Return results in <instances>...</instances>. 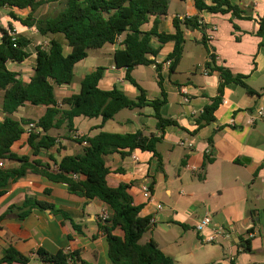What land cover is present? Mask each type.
Listing matches in <instances>:
<instances>
[{"label":"crops","instance_id":"1","mask_svg":"<svg viewBox=\"0 0 264 264\" xmlns=\"http://www.w3.org/2000/svg\"><path fill=\"white\" fill-rule=\"evenodd\" d=\"M195 1L171 0L168 15L160 21L158 32L174 34L175 17H197L199 23L205 25L208 35L213 37L207 46L201 42L203 33L200 29L183 27L184 54L177 70L171 73L166 60L174 51L175 43H162L157 38L151 41V46L158 52L151 58L162 66L163 90L167 98L161 114L176 124L163 131L158 130L155 109L145 105L122 110L105 123L101 117H77L74 119V132L66 126L51 130L49 135L56 139L55 144L40 150L37 155H34L25 134L13 144L11 151L54 167L55 161L60 162L66 156L82 152L83 146L76 137H94L101 132L155 135L160 139L156 149L161 157L162 170L159 169L160 160L152 152L135 150L105 156L110 171L108 185L116 188L121 184H132L129 193L134 204L142 206L140 215L155 219L141 242L155 240L162 252L176 264H264V210L257 202L264 197V39L259 36L261 22H264V0H229L239 9V17L232 13L199 11ZM206 3L211 4V0H206ZM11 12L17 19L10 15ZM30 12V9L8 7L0 10V27L7 31L14 29L17 35L31 41L26 49L29 57L25 61L7 63V68L17 73L25 84L34 75L37 47L48 43L36 27H28L20 21L26 19ZM35 16L40 17L37 13ZM154 20L152 17L142 30H151ZM60 36L52 38L63 43L64 52L68 55L71 49ZM122 39L100 49L89 50L88 56L74 67L73 83L56 88L58 102L78 94L85 76L98 68H104L100 89L110 91L117 87L128 98L137 100L141 90L126 80V69L116 67L114 55L122 48ZM2 41L3 33L0 31V45ZM210 53L215 55L216 66L243 76L252 93L236 83H227L221 104L214 113L215 121L200 127L196 119L219 96L222 82L218 72L206 68L212 64ZM131 76L143 89L148 101L162 99L155 65L138 66ZM183 88L188 91L189 102L184 100ZM2 103L3 97L0 109ZM46 109L45 106L26 103L12 117L19 121H38ZM2 115L4 117L5 114ZM208 158L211 162L203 171ZM19 166L16 161L4 162V167ZM153 182L152 193L164 205L161 211L149 202L142 190L144 185L150 186ZM28 196L55 205L68 214L82 232H77L69 221L50 211L35 209L25 219H19L18 206ZM9 208L13 212L0 223V259L6 250L14 248L29 259L27 264H42L37 256L38 250L51 254L65 250L79 252L82 259L92 264H112L108 257L106 234L99 229L100 213L108 210L112 214L104 202L73 195L65 184L28 173L24 178L11 182L5 193L0 195V216ZM248 212H254L255 216L248 217ZM207 214L211 215L213 224L200 234L195 226ZM214 229L230 233L231 238L204 243L202 238ZM114 233L120 237L124 235L121 229ZM250 234L254 236L250 237ZM246 239L251 240V252L242 251L240 247L241 240Z\"/></svg>","mask_w":264,"mask_h":264},{"label":"trees","instance_id":"2","mask_svg":"<svg viewBox=\"0 0 264 264\" xmlns=\"http://www.w3.org/2000/svg\"><path fill=\"white\" fill-rule=\"evenodd\" d=\"M59 0H0V10L8 8L30 9L26 19H20L28 27H36L39 35L48 39L44 46L37 47V64L30 82L25 84L18 78V74L7 68L9 61L22 63L29 54L26 51L31 41L26 37L15 34L14 29L7 31L0 27L3 41L0 45V91L3 94L2 111L5 114L0 121V161L20 163L18 168H0V195L11 183L24 178L28 173L41 175L54 183L68 186L71 194L86 199H98L107 204L112 214L107 222L99 221V229L106 234L108 241V257L112 264H176L166 256L153 239L146 243L141 240L144 234L151 229L150 217L140 215L142 206H136L129 193L132 184H121L112 188L108 185L109 169L106 166L105 156L114 152L127 153L135 150L152 152L160 160L159 169L162 170V161L156 146L160 139L155 135L145 136L142 132L134 134H114L101 132L94 137H78L76 141L81 145L82 152L75 156H66L55 166L31 160L29 157L18 156L11 151L15 142L25 134V127L35 123L38 131L29 136V144L37 155L40 150L52 147L56 139L49 135L51 130H59L66 126L74 132V119L77 117L99 118L103 123L113 119L120 111L152 106L155 109L157 129L163 131L167 126L176 124L174 120L164 118L161 114L162 106L167 104L166 93L163 90L162 66L151 57L158 54L151 46L153 38L160 42H174V51L167 57L171 62L170 72L174 73L184 54L185 38L182 28L190 30L200 29L203 33L202 43L207 46L208 31L199 18L191 17L180 20L174 18V34L158 32L160 21L168 15L171 0H64L63 8L55 16L36 17L37 11L45 4ZM199 11L212 14H229L239 17V9L231 5L229 0H196ZM10 15L17 19L11 12ZM152 17H155L153 28L143 31L142 27ZM54 35H63L70 54L64 52L63 43ZM259 36L264 39V22H261ZM123 37L122 48L115 52L117 68L126 69V80L141 90L137 100L128 98L117 87L110 91L100 89L99 82L104 76V68L89 73L81 83L80 92L64 98L58 102L55 94L57 87L70 85L74 81V67L88 56L89 50L100 49L106 44H114ZM264 43V40L262 44ZM209 49V48H208ZM212 64L206 68L218 72L222 79L219 86V96L206 106L196 123L201 127L215 121L214 113L221 104V95L227 83H236L246 88L250 93L243 76L234 75L230 70L214 64L215 55H210ZM155 65L158 72V82L162 88V99L148 101L145 92L132 78V71L138 66ZM29 103L33 106H45V114L38 120H16L12 117L18 109ZM101 128V127H100ZM44 133V136L41 134ZM127 151V152H126ZM208 158L202 167L204 171ZM56 167V168H55ZM203 178L202 176H200ZM154 182L150 184L152 189ZM49 193V190L46 191ZM50 211L53 215H60L69 221L77 232L81 228L66 213L55 205L40 201L35 197H26L24 203L18 206L17 217L25 219L33 210ZM9 208L0 216V223L12 213ZM116 229H121L123 237L116 235ZM242 251L251 252V240H241ZM37 256L42 264H92L84 259L77 251H59L51 254L45 250H38ZM29 259L22 256L14 248L5 251L0 264L22 263L27 264Z\"/></svg>","mask_w":264,"mask_h":264},{"label":"built area","instance_id":"3","mask_svg":"<svg viewBox=\"0 0 264 264\" xmlns=\"http://www.w3.org/2000/svg\"><path fill=\"white\" fill-rule=\"evenodd\" d=\"M186 18V16H181L179 17L180 20H184ZM212 32V31H211ZM12 36L14 37L16 32H12L11 33ZM213 37L211 35H208V39H212ZM210 55H213V53H210ZM171 62H168V64L170 65ZM182 94L184 95V100L186 102H189V97L187 96L188 94V91L186 90V88H183L182 89ZM260 116H263V113L260 112ZM38 131V127L35 123H30L29 125H27L25 127V135H27L28 137L34 133ZM78 138V137H76ZM83 146H87V142L84 141L82 143ZM191 145V144H190ZM210 154V152H209ZM133 159H136L137 160V157L136 156H133ZM4 167V164H3V161H0V168ZM56 168V167H55ZM142 190L144 192V194L147 196L148 200L150 203H153L155 206H156V209L158 211H161L164 209V205L163 203L159 202L156 200V198L154 197L153 193H152V189L150 188V186L148 185H144L142 187ZM110 212L108 210H103L100 215H99V221L102 222V223H105L108 221V219L110 218ZM155 222V219H151V223H154ZM213 224V220H212V217L211 215L207 214L205 215L203 218H201L196 226H195V229L198 233H203L204 231L208 230L211 225ZM254 236L253 234H250V237ZM222 238H225V239H230L231 238V235L230 233H226L224 231H221V230H218V229H214L213 231H211V234L205 236L202 238L203 242L204 243H215V242H218V240L222 239ZM217 264H221V263H217Z\"/></svg>","mask_w":264,"mask_h":264},{"label":"rangeland","instance_id":"4","mask_svg":"<svg viewBox=\"0 0 264 264\" xmlns=\"http://www.w3.org/2000/svg\"><path fill=\"white\" fill-rule=\"evenodd\" d=\"M63 8H65V3L64 1H59V2H52V3H48L43 5L37 12V15L40 17H45V16H55L57 15ZM60 37L63 38V35H61ZM64 39V38H63ZM3 92H0V101L3 97ZM42 108V107H41ZM3 111L2 109H0V119H3V115H2ZM259 208L264 210V197L262 199H258L257 200ZM147 233V232H146ZM145 233V234H146ZM147 235V234H146ZM146 237V236H145ZM144 241V240H142Z\"/></svg>","mask_w":264,"mask_h":264},{"label":"water","instance_id":"5","mask_svg":"<svg viewBox=\"0 0 264 264\" xmlns=\"http://www.w3.org/2000/svg\"><path fill=\"white\" fill-rule=\"evenodd\" d=\"M253 216H255L254 212H248V217H253Z\"/></svg>","mask_w":264,"mask_h":264}]
</instances>
